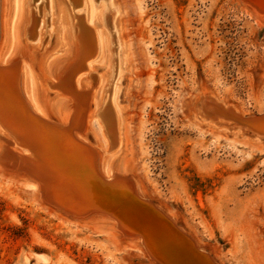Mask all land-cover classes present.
Listing matches in <instances>:
<instances>
[{"label": "rangeland", "instance_id": "374dc122", "mask_svg": "<svg viewBox=\"0 0 264 264\" xmlns=\"http://www.w3.org/2000/svg\"><path fill=\"white\" fill-rule=\"evenodd\" d=\"M117 2L124 11L122 34L129 56L126 64H112L107 88L114 87L123 68L118 95L126 140L120 152L109 155V144L105 148L93 132L85 139L77 131L75 136L95 151L100 175L104 156L123 185L166 217L204 264H264V145L239 135L245 128L238 133L237 127L222 131L199 124L190 111L196 100L217 99L218 107L244 120L264 117V0ZM30 4L45 8L46 0ZM93 6L94 24H99L98 15L105 23L107 3L94 0ZM79 8L66 9L76 17L89 16ZM5 9L6 1L0 0V60L8 49L2 67L16 72L24 48L9 45L2 33ZM46 11L39 41L27 36L26 48L40 49L51 35L60 36L59 14ZM48 20L54 22L52 30ZM102 28L111 39L108 27L96 31ZM109 49L115 58L112 43ZM96 68L106 70L104 64ZM85 90L77 92L81 104H76V118L70 117L76 127L85 117ZM108 104L105 90L100 110ZM48 110L60 121L69 103L54 102ZM1 156L0 264H41L36 256L47 264H162L130 246L100 217L73 216L40 191L25 188L29 175L7 171L4 165L12 163ZM25 254H30L26 261Z\"/></svg>", "mask_w": 264, "mask_h": 264}, {"label": "bare ground", "instance_id": "6f19581e", "mask_svg": "<svg viewBox=\"0 0 264 264\" xmlns=\"http://www.w3.org/2000/svg\"><path fill=\"white\" fill-rule=\"evenodd\" d=\"M5 1L2 33L9 45L22 44L24 49L17 59L16 72L2 67L8 49L0 60V163L3 160L1 155L10 158L12 165L7 163L4 168L9 167L7 171L11 170V173L29 175L23 183L25 188L40 191L48 201L71 211L73 216L83 218L91 214L100 217L119 235L128 238L130 246L137 245L136 248L142 249L155 261L162 264H204L166 217L123 185L118 177L120 174L111 168L110 159H104V156L100 169L102 174H99L95 151L80 139H85L91 131L90 134L94 133L105 148L109 144V150H105L109 155L120 152L126 140L118 95L119 75L124 73L123 68L118 72L114 87L107 88L112 64H126L129 56V45L122 34V6L117 0H104L109 9L104 14L107 19L104 23L98 15L99 24H94V0H46L45 8L33 6L34 9L30 0ZM68 6L84 8L89 16L76 17L66 9ZM46 9L50 15L53 11L59 14L62 27L60 36L51 35L50 42L48 39L40 49L36 46L26 48L23 42L27 36L39 41L42 33H39V29L44 25L42 18ZM46 23L52 30L54 22L48 20ZM96 27H108L112 32L111 39L103 28L96 31ZM48 42L49 46L46 47ZM110 43L113 44L115 58L110 57ZM98 63L104 64L106 70L96 68ZM99 82V89H102L96 94L94 89ZM84 88L82 114L85 117L82 120V116H79L82 121L76 127L73 119L78 114L74 116V111L78 112L76 104L80 100L77 92ZM50 89L54 91L48 92ZM105 90L108 92L109 106L101 111ZM58 101L69 103L68 115H63L60 121L53 120L48 112L50 104ZM212 101L196 100L193 107L190 105L191 114L199 124L222 131L237 127L238 133L240 128H245L247 131H241L239 135L264 145L263 116L259 119L249 116L244 120L241 114L237 116L224 110L225 107H218L219 102L217 105L215 103L217 99ZM202 105L205 110L201 108ZM60 113L58 110L59 116ZM86 123L88 127L84 126ZM76 131L80 132V138L75 136ZM8 135L15 140L12 141ZM29 255L23 256L25 261ZM35 258L40 259L41 264H47L44 257Z\"/></svg>", "mask_w": 264, "mask_h": 264}]
</instances>
